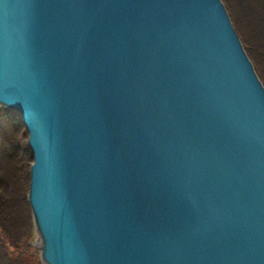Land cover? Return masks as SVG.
<instances>
[{
  "label": "water",
  "instance_id": "95a60500",
  "mask_svg": "<svg viewBox=\"0 0 264 264\" xmlns=\"http://www.w3.org/2000/svg\"><path fill=\"white\" fill-rule=\"evenodd\" d=\"M44 264H264V85L222 0H0Z\"/></svg>",
  "mask_w": 264,
  "mask_h": 264
},
{
  "label": "trees",
  "instance_id": "16d2710c",
  "mask_svg": "<svg viewBox=\"0 0 264 264\" xmlns=\"http://www.w3.org/2000/svg\"><path fill=\"white\" fill-rule=\"evenodd\" d=\"M222 1L264 85V0ZM29 136L21 114L0 106V264H25L24 255L35 250Z\"/></svg>",
  "mask_w": 264,
  "mask_h": 264
},
{
  "label": "rangeland",
  "instance_id": "374dc122",
  "mask_svg": "<svg viewBox=\"0 0 264 264\" xmlns=\"http://www.w3.org/2000/svg\"><path fill=\"white\" fill-rule=\"evenodd\" d=\"M223 3H224V1H223ZM224 5H225V3H224ZM225 7H226V5H225ZM226 9H227V7H226ZM227 11H228V9H227ZM228 14H229V16H230V13H229V11H228ZM230 19H231V17H230ZM231 21H232V19H231ZM232 23H233V21H232ZM233 26H234V23H233ZM234 28H235V26H234ZM235 30H236V28H235ZM236 32H237V30H236ZM237 34H238V32H237ZM238 36H239V34H238ZM239 38H240V36H239ZM241 40V39H240ZM242 42V41H241ZM243 44V43H242ZM243 47H244V45H243ZM248 55V54H247ZM249 57V56H248ZM250 58V57H249ZM251 60V59H250ZM252 61V60H251ZM253 63V62H252ZM254 65V64H253ZM255 68V67H254ZM255 71H256V69H255ZM257 73V72H256ZM261 80V79H260ZM262 81V80H261ZM33 165V164H32ZM32 167V166H31ZM34 233H33V240H32V245H33V247L35 248V250L34 251H31L30 253H28V254H26V255H24V262H25V264H38L39 263V260L42 262V264H44L43 263V261H42V258H41V251H40V249L38 248L39 246V242H40V240H39V236H38V234H37V231H36V227H35V229H34V231H33ZM36 251H38V253L36 252Z\"/></svg>",
  "mask_w": 264,
  "mask_h": 264
}]
</instances>
